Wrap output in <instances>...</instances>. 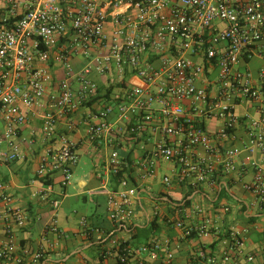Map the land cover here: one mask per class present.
Returning a JSON list of instances; mask_svg holds the SVG:
<instances>
[{
	"label": "built area",
	"instance_id": "2783aa9c",
	"mask_svg": "<svg viewBox=\"0 0 264 264\" xmlns=\"http://www.w3.org/2000/svg\"><path fill=\"white\" fill-rule=\"evenodd\" d=\"M257 61L262 66L254 69ZM36 116L47 148L31 183H40L51 217L47 247L30 264L72 237L59 216L80 162L72 137L79 124L95 150H107L97 176L103 188L115 186L107 191L108 217L120 226L134 222V170L153 177L161 160L170 164L165 187L218 186L249 176L243 189L264 207V0H0V166L26 158L21 132ZM211 121L220 123L214 131ZM0 205L5 221L27 226V212L14 206L1 182ZM80 223L83 236L103 241L102 230L86 218ZM175 227L185 239L218 232L210 220H178ZM223 233V254L204 246L197 260L238 264L250 229L229 226ZM113 245L118 264H174L173 252L157 239ZM16 248L7 224L0 263L24 264Z\"/></svg>",
	"mask_w": 264,
	"mask_h": 264
},
{
	"label": "crops",
	"instance_id": "0c3cea01",
	"mask_svg": "<svg viewBox=\"0 0 264 264\" xmlns=\"http://www.w3.org/2000/svg\"><path fill=\"white\" fill-rule=\"evenodd\" d=\"M56 74L58 77L63 75L61 70H56ZM82 114L83 109L78 113L79 121H82L80 119ZM219 125L220 123L216 121L209 122L210 131H214ZM41 129V119L38 116L32 117L21 132L20 143L26 158L7 166H0V182L8 187V191L14 197V206L23 208L28 217L27 226L20 228L12 221H5L1 216L0 232L4 233L7 224L12 228L16 238L15 252L24 258V264H30L32 254L41 245L47 247L44 238L51 217L50 201L42 200L39 195L40 183L38 181L31 183L36 179L41 156L47 148L41 140ZM86 129L85 124H79L78 130L72 136L79 142L80 162L74 171L71 184L64 189L65 196L61 197L59 226L72 237L61 240L59 246L49 251L39 264H118L113 241L129 247H138L153 239L159 240L165 248L173 252L174 264H204L197 260L196 253L201 247L206 246L219 256L223 254L227 249L223 231L229 226L250 229L245 253L237 258V263L264 264V228L254 223L256 214H249L242 208L238 215L240 217L244 215V218L236 222L232 219L234 210L229 205L230 199L244 204L241 196L235 191L247 193L243 189V182L248 180L249 176L225 178L218 186L202 185L194 188L173 183L168 188L160 181L161 176L165 177L170 172L168 162L159 161L153 177L143 178L135 169L132 184L137 187L138 193L134 203V222L120 226L108 217L107 191L115 186L112 183L106 189L103 188V183L97 176L99 167L107 158V150L101 152L95 150L86 138ZM2 133L3 127L0 126V136ZM55 179L58 181L61 176L58 175ZM56 185V190L60 192L58 184ZM157 186H160L158 190ZM190 192L192 194L188 200L191 204L182 207V211L177 204L171 205L165 197L171 195L175 200L181 201ZM82 218L87 219L90 228L100 229L105 233L102 242L97 241L96 236L90 238L83 236L80 223ZM178 220H183L188 225L210 220L218 227V232L211 238H200L195 235L185 239L182 232L175 227ZM252 234H256L257 238H251ZM48 238L56 239L52 235ZM107 250H111L112 253L104 256ZM249 255L254 257L252 261L248 260Z\"/></svg>",
	"mask_w": 264,
	"mask_h": 264
},
{
	"label": "rangeland",
	"instance_id": "374dc122",
	"mask_svg": "<svg viewBox=\"0 0 264 264\" xmlns=\"http://www.w3.org/2000/svg\"><path fill=\"white\" fill-rule=\"evenodd\" d=\"M262 66V62L257 61L253 68H258ZM131 83H137L134 79H130L128 80ZM79 177V176H76ZM161 183L163 182V177L161 176L160 178ZM160 188V186L156 187V190H158ZM238 195L241 196V201H243L244 204L238 203L234 200H229V205L232 206L233 210H234V216L232 217V219H234V221L238 222L240 220H242V218H244V215L242 217H240L238 214L240 212V210H242V208H244L249 214L254 213L256 214L254 216V223H256L259 226H262L264 228V207H261L258 203H256V200H254L255 198L252 197L250 194L248 193H244L241 190H236L235 191ZM251 238H257L256 234H252L250 235Z\"/></svg>",
	"mask_w": 264,
	"mask_h": 264
},
{
	"label": "trees",
	"instance_id": "16d2710c",
	"mask_svg": "<svg viewBox=\"0 0 264 264\" xmlns=\"http://www.w3.org/2000/svg\"><path fill=\"white\" fill-rule=\"evenodd\" d=\"M191 194H192L191 192L188 193L181 201L175 200L174 198L171 197V195H166L165 197L168 198V201L171 203V205L177 204L178 205L177 207L181 208V207L189 206L191 204V202L188 200V197L191 196ZM263 258H264V251H263Z\"/></svg>",
	"mask_w": 264,
	"mask_h": 264
}]
</instances>
